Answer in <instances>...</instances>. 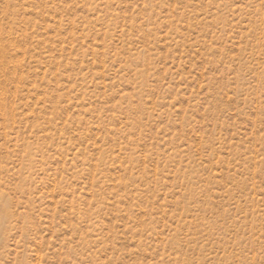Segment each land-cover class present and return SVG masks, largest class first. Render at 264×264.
<instances>
[{
    "label": "rangeland",
    "instance_id": "rangeland-1",
    "mask_svg": "<svg viewBox=\"0 0 264 264\" xmlns=\"http://www.w3.org/2000/svg\"><path fill=\"white\" fill-rule=\"evenodd\" d=\"M0 264H264V0H0Z\"/></svg>",
    "mask_w": 264,
    "mask_h": 264
}]
</instances>
